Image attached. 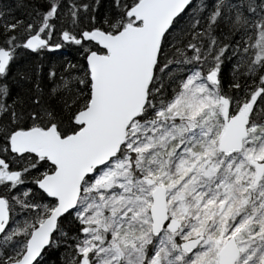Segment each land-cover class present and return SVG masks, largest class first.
Segmentation results:
<instances>
[{
	"label": "snow or ice",
	"instance_id": "1",
	"mask_svg": "<svg viewBox=\"0 0 264 264\" xmlns=\"http://www.w3.org/2000/svg\"><path fill=\"white\" fill-rule=\"evenodd\" d=\"M66 42L78 58L47 88L39 62L13 71ZM61 248V264H264V0L0 8V264Z\"/></svg>",
	"mask_w": 264,
	"mask_h": 264
},
{
	"label": "trees",
	"instance_id": "2",
	"mask_svg": "<svg viewBox=\"0 0 264 264\" xmlns=\"http://www.w3.org/2000/svg\"><path fill=\"white\" fill-rule=\"evenodd\" d=\"M37 2H42V0H0V8H7L10 10V14L13 16H16L17 18L23 17L24 19L29 18V13L31 12V6ZM65 2H69V0H65ZM110 2V0H102V3L107 5ZM197 2V0H194V3ZM64 51L63 53L61 51ZM23 57L19 60H17L16 65L14 66L13 71L15 72L18 68L24 69V68H31L33 71H35V66L37 62L43 65L41 77L43 81V86L48 87L50 86V80L48 78V70L52 63H56L58 66H63L66 61L71 60L75 63V61L78 58V50L77 47L72 45L71 43H66L65 46H63L61 49L57 50H50L45 53V56L42 58H39L35 53L32 51H23L21 55ZM232 61H225V77L226 79H230L231 77V64ZM24 87L30 88L31 84L25 82ZM21 87V83L19 82V78L17 81H14L12 83V89L13 91H19ZM61 252H63V249H54L51 251V254L48 256H45L42 264H61Z\"/></svg>",
	"mask_w": 264,
	"mask_h": 264
},
{
	"label": "bare ground",
	"instance_id": "3",
	"mask_svg": "<svg viewBox=\"0 0 264 264\" xmlns=\"http://www.w3.org/2000/svg\"><path fill=\"white\" fill-rule=\"evenodd\" d=\"M66 43H67V42H66ZM66 43H65V44H66ZM65 44H64V46H65ZM28 51H29V50H28ZM61 52L63 53L64 51L62 50ZM21 53H22V52H21ZM23 55H24V54L20 55L19 60L23 57ZM41 78H42V77H41Z\"/></svg>",
	"mask_w": 264,
	"mask_h": 264
},
{
	"label": "rangeland",
	"instance_id": "4",
	"mask_svg": "<svg viewBox=\"0 0 264 264\" xmlns=\"http://www.w3.org/2000/svg\"><path fill=\"white\" fill-rule=\"evenodd\" d=\"M67 3V2H66Z\"/></svg>",
	"mask_w": 264,
	"mask_h": 264
}]
</instances>
